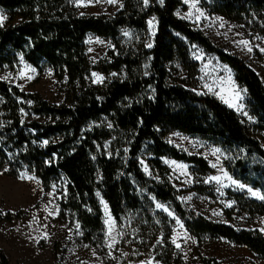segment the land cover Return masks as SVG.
<instances>
[{
    "label": "trees",
    "instance_id": "obj_1",
    "mask_svg": "<svg viewBox=\"0 0 264 264\" xmlns=\"http://www.w3.org/2000/svg\"><path fill=\"white\" fill-rule=\"evenodd\" d=\"M201 1L210 12L244 22L264 36V0ZM181 5V0H123L114 15H90L80 14L72 0H0L8 15L0 21V73L15 72L22 57L40 70L50 67L64 92L56 103L0 78V170L11 176L28 171L46 189L64 178L62 212L79 223L83 240L107 262L98 192L123 231L121 251L130 258L156 251L163 264L173 263L171 248H155L160 237L170 243L171 222L154 200L170 203L193 235L223 237L264 257L262 231L188 210L165 179L169 168L163 157L211 170L205 158L169 143L168 135L178 131L224 149L230 174L264 196V82L243 57L180 17ZM151 16L157 19L151 47L124 41L125 30L144 31ZM89 34L113 41L108 61L92 63L85 42ZM190 44L217 55L234 71L247 90L250 120L216 96L188 86L198 72ZM92 70L123 72V77L94 84L88 79ZM145 156L160 180L144 171ZM233 197L242 212L264 216V199L246 193ZM25 217L23 211L0 210V222ZM0 264H11L1 247ZM200 264L225 263L207 257Z\"/></svg>",
    "mask_w": 264,
    "mask_h": 264
},
{
    "label": "rangeland",
    "instance_id": "obj_2",
    "mask_svg": "<svg viewBox=\"0 0 264 264\" xmlns=\"http://www.w3.org/2000/svg\"><path fill=\"white\" fill-rule=\"evenodd\" d=\"M72 1L80 14L114 15L123 7V0H115V3H109L108 0ZM181 1L182 5L177 9L180 17L203 31L226 51L243 57L264 82V51H261L264 49L263 35L256 33L244 22L210 12L202 5L201 0ZM0 17L3 22L8 15L0 9ZM156 32L157 19L151 16L144 31L125 30L123 37L131 45L139 43L148 46L152 45ZM243 41L247 43H242ZM85 42L93 64L108 61L110 52L115 49L111 39L95 34H89ZM189 48L191 57L198 62V72L193 77V85L188 86L199 93L216 96L235 109L240 116L250 120L247 90L237 82L234 71L217 55L198 44H190ZM182 76L189 80L186 74ZM121 77L123 72L106 74L92 70L88 79L94 84H102ZM0 78L24 91L39 92L52 102L63 101V82L57 79L50 67L40 70L21 57L18 69L15 72L0 73ZM167 139L179 150L205 158L211 167L205 173L192 163L163 157L169 168L165 179L179 191V198L188 210L217 222L237 228L258 229L264 233V216H251L242 212L233 197L234 193H246L255 199H261L263 195L260 190L238 181L230 174L226 167L228 154L224 149L207 140L178 131L170 133ZM147 158L145 156L142 159L144 171L148 176L160 180L161 176L154 172ZM22 175L24 179L20 178ZM211 177L219 179L212 180ZM66 192L64 178L58 179L46 189L41 180L28 171L11 176L0 170V210L26 213L23 219L0 222V247L11 264H163L156 251L141 258L139 255L130 258L122 253L120 245L123 244V231L112 215L108 203L98 192L104 213L109 253L107 262L94 246L83 240L79 223L69 213L62 212L61 200ZM154 203L158 210L168 215L171 222L170 243L160 237L157 241L159 246L155 248H171L172 264H200L207 257H215L225 264H264V257L246 246L223 237L193 235L170 203L157 200Z\"/></svg>",
    "mask_w": 264,
    "mask_h": 264
},
{
    "label": "snow or ice",
    "instance_id": "obj_3",
    "mask_svg": "<svg viewBox=\"0 0 264 264\" xmlns=\"http://www.w3.org/2000/svg\"><path fill=\"white\" fill-rule=\"evenodd\" d=\"M109 3H115V0H108ZM145 3H147V0H145ZM0 19H3L2 17H0ZM151 23V22H149ZM128 33H125V35H127ZM242 43H247V41H243ZM148 47H151V45H148ZM249 51H251V49L249 48ZM261 51H264V49H261ZM95 75V74H93ZM45 143H47V141H45ZM216 151H219L218 149ZM215 167V165H213ZM21 179H24L25 177L22 175L20 177ZM29 179H31V177H29ZM210 179L212 180H218L219 178L218 177H211ZM253 195H257V193H253ZM261 199H264V196H261L260 197ZM157 207H160V205H157ZM177 247H180V245H177Z\"/></svg>",
    "mask_w": 264,
    "mask_h": 264
}]
</instances>
